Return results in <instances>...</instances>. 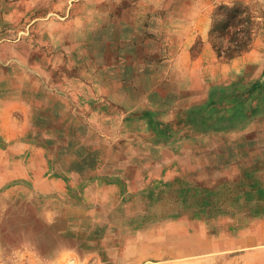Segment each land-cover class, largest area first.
<instances>
[{"label": "rangeland", "instance_id": "obj_1", "mask_svg": "<svg viewBox=\"0 0 264 264\" xmlns=\"http://www.w3.org/2000/svg\"><path fill=\"white\" fill-rule=\"evenodd\" d=\"M263 177L264 0H0V264H264Z\"/></svg>", "mask_w": 264, "mask_h": 264}, {"label": "crops", "instance_id": "obj_2", "mask_svg": "<svg viewBox=\"0 0 264 264\" xmlns=\"http://www.w3.org/2000/svg\"><path fill=\"white\" fill-rule=\"evenodd\" d=\"M21 134L14 133L11 136L15 138ZM16 147H19L20 150L17 152L16 157H13L14 160L12 159L11 163L13 169L16 167L13 173L14 179L20 180L28 184V186L30 185L32 189H35L43 195L49 196L61 193L66 196L72 193V186L67 179L61 176H54L50 173L44 150L31 143H22L13 146V148ZM13 148L11 149L13 150ZM50 181H52V185L50 183L48 185ZM257 193L264 195V189H259ZM123 194V184L119 180L92 179L80 185L75 197L81 201L90 198V200L95 202H112L113 205L109 206L112 207L113 211H116L125 205Z\"/></svg>", "mask_w": 264, "mask_h": 264}, {"label": "trees", "instance_id": "obj_3", "mask_svg": "<svg viewBox=\"0 0 264 264\" xmlns=\"http://www.w3.org/2000/svg\"><path fill=\"white\" fill-rule=\"evenodd\" d=\"M220 11H225V8L220 9ZM232 13H233V15H235L234 18H237L238 16H240V11L237 10V9L233 10ZM215 31H217V26L212 31V35L215 33ZM243 35H244V39L243 40H240V42L239 41L235 42V40H233L231 45H230V47L227 48L225 51H223L222 48L221 49L220 48L216 49L218 54L226 55L230 59H232V58L235 57V55H238V54L242 53L247 48V46L249 45L248 43L250 42V38H248V36H249L248 32L244 31ZM245 39L247 40L246 42H244Z\"/></svg>", "mask_w": 264, "mask_h": 264}]
</instances>
